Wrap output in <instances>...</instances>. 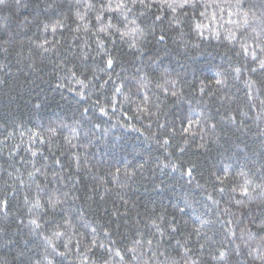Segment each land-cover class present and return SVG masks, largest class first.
Masks as SVG:
<instances>
[{"label": "trees", "instance_id": "trees-1", "mask_svg": "<svg viewBox=\"0 0 264 264\" xmlns=\"http://www.w3.org/2000/svg\"><path fill=\"white\" fill-rule=\"evenodd\" d=\"M0 264H264V0H0Z\"/></svg>", "mask_w": 264, "mask_h": 264}, {"label": "snow or ice", "instance_id": "snow-or-ice-1", "mask_svg": "<svg viewBox=\"0 0 264 264\" xmlns=\"http://www.w3.org/2000/svg\"><path fill=\"white\" fill-rule=\"evenodd\" d=\"M171 6H172V5L170 4V5H169V7H171ZM180 7H183V5H180ZM162 38H163V37H161V39H162ZM108 64H109V66H111V64H112V61H111V60H109V61H108Z\"/></svg>", "mask_w": 264, "mask_h": 264}]
</instances>
